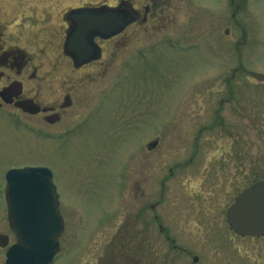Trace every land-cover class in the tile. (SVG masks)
Masks as SVG:
<instances>
[{"label": "rangeland", "instance_id": "rangeland-1", "mask_svg": "<svg viewBox=\"0 0 264 264\" xmlns=\"http://www.w3.org/2000/svg\"><path fill=\"white\" fill-rule=\"evenodd\" d=\"M11 1L22 14L96 0H0V23L12 20L3 9ZM163 5L107 42L108 56L118 51L104 76L73 83L72 115L53 124L0 109V232L11 242L5 172L41 164L54 173L65 224L53 264H192L159 231L150 209L159 199L156 212L199 264H264V236H238L226 221L236 195L264 179V0ZM16 36L26 42L29 29ZM53 95L41 88L44 102ZM176 163L186 165L169 176Z\"/></svg>", "mask_w": 264, "mask_h": 264}, {"label": "flooded vegetation", "instance_id": "flooded-vegetation-1", "mask_svg": "<svg viewBox=\"0 0 264 264\" xmlns=\"http://www.w3.org/2000/svg\"><path fill=\"white\" fill-rule=\"evenodd\" d=\"M163 1L149 0V4L143 5L142 9L137 0H114L113 3L96 0L78 4H57L51 1L39 4V9L36 4L23 7L22 14L18 12L21 5L19 1L5 3L3 9L9 10L7 15L12 20L7 24L0 23V109L12 107L23 115H41L53 124L62 121L68 114L72 115L75 99L69 93V88H74L75 84L77 88H86L88 81L104 76L109 66L105 64L106 59L107 63L110 62L111 55L115 59L118 51L114 46L108 56L107 42L123 32L106 37L101 26H94L91 33L92 43L87 42L88 49L79 50L72 40L78 21H89L92 24L98 21V24H103L108 13L119 16L128 14V25L146 22L163 12ZM26 27L30 36L23 42L16 33L19 34ZM75 71H83V74L76 77ZM45 86L53 88L54 95L50 102H44L41 96V88ZM178 166L180 164L176 163L169 168V176ZM166 178L167 176L163 180ZM158 202L160 199L150 204V209L155 212L153 219L165 237L169 250L174 255L196 254L198 260L195 264H199V252L181 244L178 236L170 232L169 225H164L156 212L155 205ZM134 242L137 247V242ZM137 250L134 249L135 254Z\"/></svg>", "mask_w": 264, "mask_h": 264}, {"label": "water", "instance_id": "water-1", "mask_svg": "<svg viewBox=\"0 0 264 264\" xmlns=\"http://www.w3.org/2000/svg\"><path fill=\"white\" fill-rule=\"evenodd\" d=\"M126 16L107 13L103 24L78 21L72 35L74 45L79 50L88 49L92 27L101 26L104 35L109 36L123 28ZM5 177L8 218L16 237L8 246L9 236L0 233V246H8L5 264H50L60 248L58 238L63 230L52 171L46 166H25L9 169ZM227 222L241 236L264 234V181L236 196L227 209Z\"/></svg>", "mask_w": 264, "mask_h": 264}]
</instances>
